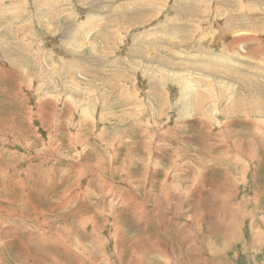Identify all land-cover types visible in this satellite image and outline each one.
Instances as JSON below:
<instances>
[{
	"label": "rangeland",
	"instance_id": "obj_1",
	"mask_svg": "<svg viewBox=\"0 0 264 264\" xmlns=\"http://www.w3.org/2000/svg\"><path fill=\"white\" fill-rule=\"evenodd\" d=\"M0 264H264V0H0Z\"/></svg>",
	"mask_w": 264,
	"mask_h": 264
},
{
	"label": "bare ground",
	"instance_id": "obj_2",
	"mask_svg": "<svg viewBox=\"0 0 264 264\" xmlns=\"http://www.w3.org/2000/svg\"><path fill=\"white\" fill-rule=\"evenodd\" d=\"M185 89L187 90L188 94L192 93L193 90H194L191 86H189V85H187V84H186V88H185ZM193 103H194V102H193ZM200 105H201V103H198L197 107L200 106ZM189 106L191 107V104H190ZM192 108H196L195 103H194V105H193ZM76 139H77V138H76ZM57 142H58V141H57Z\"/></svg>",
	"mask_w": 264,
	"mask_h": 264
}]
</instances>
